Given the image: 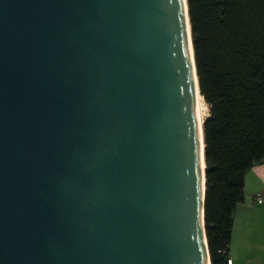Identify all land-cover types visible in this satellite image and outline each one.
I'll list each match as a JSON object with an SVG mask.
<instances>
[{"label": "water", "instance_id": "obj_1", "mask_svg": "<svg viewBox=\"0 0 264 264\" xmlns=\"http://www.w3.org/2000/svg\"><path fill=\"white\" fill-rule=\"evenodd\" d=\"M197 90L187 0H0V264H211Z\"/></svg>", "mask_w": 264, "mask_h": 264}, {"label": "trees", "instance_id": "obj_2", "mask_svg": "<svg viewBox=\"0 0 264 264\" xmlns=\"http://www.w3.org/2000/svg\"><path fill=\"white\" fill-rule=\"evenodd\" d=\"M203 120L211 264H227L245 174L264 161V0H187Z\"/></svg>", "mask_w": 264, "mask_h": 264}, {"label": "crops", "instance_id": "obj_3", "mask_svg": "<svg viewBox=\"0 0 264 264\" xmlns=\"http://www.w3.org/2000/svg\"><path fill=\"white\" fill-rule=\"evenodd\" d=\"M245 198L233 215L227 256L231 264H264V203L254 195H264V161L255 163L245 174Z\"/></svg>", "mask_w": 264, "mask_h": 264}, {"label": "bare ground", "instance_id": "obj_4", "mask_svg": "<svg viewBox=\"0 0 264 264\" xmlns=\"http://www.w3.org/2000/svg\"><path fill=\"white\" fill-rule=\"evenodd\" d=\"M195 101H196V114H197V118L199 121V125L201 126L202 120L207 115V109L208 108H207L205 102L203 101V98L200 95V93L198 92V90L195 94Z\"/></svg>", "mask_w": 264, "mask_h": 264}, {"label": "built area", "instance_id": "obj_5", "mask_svg": "<svg viewBox=\"0 0 264 264\" xmlns=\"http://www.w3.org/2000/svg\"><path fill=\"white\" fill-rule=\"evenodd\" d=\"M254 200L257 201V202H262L264 203V195L260 194V193H256L254 195ZM232 263V260L231 258H228L227 259V264H231Z\"/></svg>", "mask_w": 264, "mask_h": 264}]
</instances>
